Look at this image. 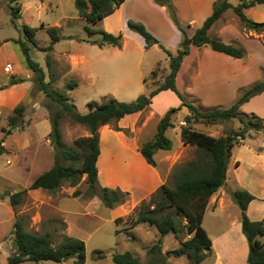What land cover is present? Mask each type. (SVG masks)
<instances>
[{"label":"rangeland","instance_id":"1","mask_svg":"<svg viewBox=\"0 0 264 264\" xmlns=\"http://www.w3.org/2000/svg\"><path fill=\"white\" fill-rule=\"evenodd\" d=\"M240 1L230 0L233 5ZM14 5L21 8L15 22L11 14V6ZM221 20L231 23L232 28L236 25L245 34L248 32L232 7L225 11ZM24 24L37 28L36 45L28 42L30 57L41 65L45 79L51 82L54 89L66 92L70 96L80 113L88 112V103L93 100L102 103L112 97L122 101H133L139 95L148 94L157 88L169 72V57L165 51L169 48L162 43L165 49L158 44L143 49L132 39H126L122 43L123 47L109 44L99 46L92 43V40H99L101 34L99 32L90 34L89 31L104 30L102 22L92 23L80 16L75 0H0V87L8 84L12 78L22 79L0 89V139L5 135L3 141L5 151L0 157V264H8L9 257L15 253L13 238L17 216L23 217L29 231L50 233L55 243L64 235L84 240L86 244L84 264H116L113 255L127 250L132 251L142 264H146L149 258L148 247L160 237L158 229L144 223L133 228L132 221L126 220V217L129 213L136 216L138 211H134V208L128 211L129 213L121 212L116 215L97 195L90 193L86 175L77 186H70L69 182L65 181L56 192L29 188L37 175L54 165L56 152L50 140V110L46 106L53 101L40 90L35 72L25 60L20 43L21 40L27 41L23 31ZM50 26L59 29L60 40L53 45V49L45 50L43 48L51 44V36L47 31ZM216 27L217 23L210 29L209 36L217 37ZM228 43L240 44L235 41ZM169 50L176 52L172 48ZM253 61H261L264 64V57L258 56ZM8 63L13 65L9 71L5 68ZM154 69L156 73L152 74ZM261 72L264 75V71ZM73 80L78 82V86L67 89L66 84ZM186 83L185 80L183 85ZM200 86L203 88L204 84L201 83ZM182 89L184 90V86H181ZM185 97L194 104L207 103L190 94ZM19 105L25 107L24 117L20 120L21 126L6 135L3 128H9V118L15 114L14 109ZM202 105L200 108L203 110L213 107ZM155 110L156 108L150 104L145 111L135 115L137 118L135 126L126 125L121 127L122 130H117L120 140L110 135L104 137L102 149L105 156L98 166L100 171L98 187L103 185L108 174L110 157L107 152L117 146L139 148L143 141L154 136L160 120ZM183 119L180 110L172 113L174 126L169 127L166 133L172 138L174 149L169 151L161 149L155 156L161 168L164 170L171 168L167 183L172 186L176 183L173 177L175 169L195 155L194 146L185 147L179 144L181 135L178 125ZM233 121L238 125L236 128L238 129L240 122L238 119ZM232 123L230 121L198 123L197 126L206 133L220 135L226 133ZM60 125L62 139L69 147H76V138L90 135L85 125L75 122L70 116H64ZM108 129L115 130L114 125L107 124L99 132L102 130L103 134ZM250 131L259 132L258 140H264V121L260 130L250 129L248 132ZM239 156L245 159L244 155ZM76 189L80 190V194L73 196ZM20 190H27V194L15 212L10 204L9 194ZM129 199L130 196L124 203ZM236 211L231 206L227 208L225 214L234 216ZM121 216L123 219L116 222ZM223 218H226L225 215ZM210 220L215 219L208 215L207 226ZM192 234L188 231L186 217L180 215L178 234L168 233L162 237V253L170 264H190L186 256H175L173 250L180 247V241L190 238ZM97 250L102 251L103 258H99L95 253ZM19 264L75 263L70 258L61 262L44 260L25 261Z\"/></svg>","mask_w":264,"mask_h":264},{"label":"trees","instance_id":"2","mask_svg":"<svg viewBox=\"0 0 264 264\" xmlns=\"http://www.w3.org/2000/svg\"><path fill=\"white\" fill-rule=\"evenodd\" d=\"M16 1V0H12ZM124 0H75V5L80 16L89 22L98 23L106 16L113 13ZM160 5L166 7L170 17L181 30L182 38L175 53L164 46L145 27L144 24L128 20V27L141 34L146 42V47L158 44L165 49L169 57V72L164 81L148 94H141L133 101H122L112 97L99 103L90 101L89 111L80 113L66 92L56 90L51 82L45 79V72L41 65L30 57V46L28 42L36 45L35 35L37 28L27 24L23 25V31L27 41L21 40L22 52L28 65L34 70L35 78L40 90L52 99V103L46 104L50 110V140L55 148L56 161L54 165L45 172L37 175L30 184V189H43L56 192L65 181L70 186H77L84 175L91 194L97 195L103 204L114 208L124 203L130 196L128 191L107 186L98 187L97 160L100 154V132L103 125H114L115 130L123 128L117 122L124 116L143 111L150 106L153 97L162 90L171 89L182 100V106L187 107L188 113L184 116L180 127L181 139L185 144L195 147V155L190 160L181 164L173 174L176 183L174 186L163 183L148 199L141 201L134 209L138 211L135 216L129 213L126 220L132 221V227L144 223L155 226L160 237L157 242L148 247V261L146 264H170L162 253V237L168 233L178 234L179 216L187 219V227L192 236L180 241V247L173 250L175 256H186L190 264H201L202 261L212 253V240L204 228L202 222L210 196L215 193L226 180L227 167L232 155L233 147L245 139L250 129L260 130L264 118L255 113H245L241 106L253 96L264 91V80H259L242 88L239 97L228 107L213 106L201 109L191 103L178 90L176 80L183 59L189 54L191 46L209 45L213 50L226 53L233 57L245 58L247 51L245 47L236 43H226L218 37L209 36L211 26L223 15L233 8L243 27L258 33L264 32V22H257L245 14V9L264 0H241L233 5L230 0H217L214 3L212 14L204 21L201 27L189 35L185 27L180 23L176 8L171 0H156ZM13 21L20 15V6H11ZM51 36V44L45 50L53 49V45L60 40L59 29L55 26L47 28ZM90 34L99 32L101 38L92 40L94 44L103 46L106 44L121 47L123 34L117 35L105 30H90ZM156 73L154 69L152 74ZM22 79L12 78L0 89L7 88ZM78 86L73 80L66 84L67 89ZM180 107L171 108L159 120L154 136L143 141L139 151L152 166H156L155 154L158 150H170L173 148V140L166 133L167 129L174 126L172 113ZM15 114L9 118V128H3L6 135L14 128L20 127V120L24 117L25 107L19 105L14 109ZM70 116L75 122L85 125L90 135L75 139L76 147L67 146L62 139L61 119ZM238 119L240 127L231 129L223 135L215 136L196 128V124H214ZM5 137V135H4ZM4 137L0 139V157L5 151L3 145ZM27 190H20L9 194L10 204L15 212L23 202ZM80 190L76 189L73 196H78ZM232 198L238 205L241 214L242 230L245 234L249 251L247 261L249 264H264V219L252 220L247 214L249 203L255 199V195L245 189H236L232 192ZM123 219L118 217L116 222ZM13 246L15 253L9 257L8 264H19L25 261L51 260L61 262L64 259H73L75 264H84L86 261V244L81 238L64 235L59 242L55 243L50 233L40 234L29 231L22 216H17L14 223ZM99 258L104 254L101 250L95 251ZM116 264H142L132 251L127 250L113 255Z\"/></svg>","mask_w":264,"mask_h":264},{"label":"crops","instance_id":"3","mask_svg":"<svg viewBox=\"0 0 264 264\" xmlns=\"http://www.w3.org/2000/svg\"><path fill=\"white\" fill-rule=\"evenodd\" d=\"M171 1L176 8L180 23L185 27L187 33L192 35L212 14L213 5L217 0ZM245 14L254 21L264 22V3H258L245 9ZM221 19H223V15L214 23L215 25L217 23L216 36L222 38L226 43L235 41L242 44L247 51L246 57L243 59L233 57L215 51L209 45L191 46L189 54L183 59L176 80L177 88L184 96L190 94L199 101H207V103H202L206 106L228 107L239 97L242 88L256 81L264 80L263 72H261L264 71V64L261 61H253L258 56L264 57V33L248 29L245 34L236 25L232 28L231 23H226L225 19ZM128 20L144 24L160 43L177 51L182 38L181 30L170 17L166 7L158 4L156 0H124L113 13L101 20L105 31L115 35L123 34L122 43L126 39H132L145 49L144 37L128 27ZM183 78H185L184 81ZM185 80L187 83L183 85ZM201 83L204 84L203 88L200 86ZM181 86H184V90H181ZM181 104L182 100L171 89L160 91L153 97L151 103L156 108L155 111L160 119L174 107H180L179 110L184 117L188 113V109ZM202 104L195 105L203 107ZM241 110L245 113H255L264 118V91L245 102L241 106ZM143 111L122 117L117 122L119 127L135 126L137 119L135 115ZM229 121L233 123L230 124L232 126L228 128L227 132L238 127L233 120ZM182 124H185L183 120L178 125L179 132ZM197 125H195L196 128L202 130ZM105 126L107 125L102 127ZM101 132L102 130L100 131V154L97 167L105 156L102 149L104 137L110 135L120 140L117 130L108 129L107 133H103L104 135ZM258 133L248 132L246 138L241 139L233 147L225 183L208 200L202 224L212 240V253L201 264H249L247 261L249 245L242 230L240 209L231 194L239 188L254 194L256 198L249 203L247 214L252 220L264 219V140H258ZM223 134L225 133L220 135ZM179 144L185 147L190 146V144H185L182 139ZM107 153L110 157H108V174L102 186L119 188L130 193L127 203L111 208L116 215L121 212L127 213L141 201L148 199L158 187L167 182L171 172V168L168 170L161 168L156 158V166L149 164L138 147L117 146ZM240 154L244 155L245 159H242ZM231 206L237 211L234 216H227L225 211ZM208 215L215 219L214 221L210 220L209 226L206 224ZM224 215L226 218H223ZM216 220H218L217 223Z\"/></svg>","mask_w":264,"mask_h":264},{"label":"built area","instance_id":"4","mask_svg":"<svg viewBox=\"0 0 264 264\" xmlns=\"http://www.w3.org/2000/svg\"><path fill=\"white\" fill-rule=\"evenodd\" d=\"M5 68L7 71L11 70L13 68L12 63H8Z\"/></svg>","mask_w":264,"mask_h":264},{"label":"water","instance_id":"5","mask_svg":"<svg viewBox=\"0 0 264 264\" xmlns=\"http://www.w3.org/2000/svg\"><path fill=\"white\" fill-rule=\"evenodd\" d=\"M65 260V259H64Z\"/></svg>","mask_w":264,"mask_h":264}]
</instances>
